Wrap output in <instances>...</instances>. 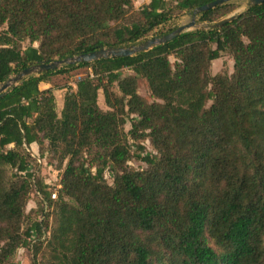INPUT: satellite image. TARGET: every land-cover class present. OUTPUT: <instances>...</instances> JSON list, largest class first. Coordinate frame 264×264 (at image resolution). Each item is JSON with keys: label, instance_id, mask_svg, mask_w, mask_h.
<instances>
[{"label": "trees", "instance_id": "obj_1", "mask_svg": "<svg viewBox=\"0 0 264 264\" xmlns=\"http://www.w3.org/2000/svg\"><path fill=\"white\" fill-rule=\"evenodd\" d=\"M212 1L151 0L136 10L133 0H0V84L39 61L138 43ZM236 8L228 2L200 20ZM223 52L235 72L213 75ZM79 67L92 72L59 113L41 83ZM140 76L154 102L139 93ZM147 139L157 154L135 155ZM34 143H47L62 170L57 200L36 182L56 208L46 264H264V3L135 56L31 76L0 97V264L42 231L40 221L23 230ZM135 156L148 167L131 168Z\"/></svg>", "mask_w": 264, "mask_h": 264}, {"label": "rangeland", "instance_id": "obj_2", "mask_svg": "<svg viewBox=\"0 0 264 264\" xmlns=\"http://www.w3.org/2000/svg\"><path fill=\"white\" fill-rule=\"evenodd\" d=\"M150 1L151 0H133L136 10H141ZM249 1L250 0L230 1L229 3H233L235 6H237V8L222 19L230 17L234 14L239 15L245 12L249 7ZM192 18L193 10H185L183 12H180L172 20L159 26L156 30L150 33L149 36L142 39L138 43L154 37H162L163 35L175 30L177 27L190 23L192 21ZM215 23L201 21L200 15H198L196 25L193 26L190 31H195L199 29H209L210 26H213ZM28 44V42L25 43V46H27ZM35 45L39 46V43H36ZM171 61L175 63L177 61V58L171 56ZM91 72L92 70L87 67L70 69L66 72L57 73L50 76L45 82L41 83V87L42 89H53L57 99L58 111L59 113H61L67 92L69 90H75L76 82ZM234 72L235 60L233 55L228 52H223L222 56L219 59L214 60L212 62L211 73L213 75L225 73L232 75ZM130 74H134L133 71L129 69L124 70V75ZM115 90L119 92L117 86L115 87ZM139 93L143 97H145L149 102H154L156 100V98L152 95L147 80L141 76L139 77ZM212 103V101H209L208 106H211ZM99 105L102 109L109 110V106L106 104L105 101L103 90H101L99 93ZM132 117L136 116L133 115ZM130 129L131 123L128 122L126 125V130L129 131ZM140 143L141 145H143L144 148L140 152L137 146H133V152L135 155H137L138 153H141L143 156L157 154V150L151 144L149 139L143 140ZM47 145L48 144L46 143L41 148L40 145L36 143L34 145L29 146V148H27L26 150L29 154V171L34 173V177L32 179L34 182V190L27 205L26 218L23 224V230H26L28 227H30L33 222L40 221L43 222L42 231L40 233L33 231L32 236L29 238V245L26 247H20L17 250L16 254L9 261H7L6 264H34V261H36L37 264H46L48 260L47 256L50 251L48 248V242L52 236V229L54 227V210H56V208L54 205L55 202H51L45 198L43 192L40 191L39 186L38 184H36V182L38 181V179L43 180L44 183L47 185V190L51 192H56L59 198L62 170H60L59 168L58 158L55 157V155L49 150ZM12 147L14 146H9V148ZM129 165L135 170H142L148 167V165L144 161H142L136 156L129 162ZM7 171L8 175H11L12 172H17L13 168L7 169ZM93 172H95V169H93ZM106 178L110 184H113V173L107 171ZM39 248L41 249L39 250L37 260H35V252Z\"/></svg>", "mask_w": 264, "mask_h": 264}, {"label": "water", "instance_id": "obj_3", "mask_svg": "<svg viewBox=\"0 0 264 264\" xmlns=\"http://www.w3.org/2000/svg\"><path fill=\"white\" fill-rule=\"evenodd\" d=\"M232 0H214L210 3L199 6L193 11L192 21L188 24L181 25L175 30L163 35L162 37H154L147 39L140 43L131 44L129 46L121 47H100L91 52L81 53L78 55L68 56L65 58H57L51 61H39L28 67L22 69L20 72L11 76L7 81L0 84V97L6 95L12 89L21 85L26 79L31 76H38L49 71H56L67 65H74L79 63H92L101 59H111L118 57H131L142 52H147L153 48L164 45L173 41L185 32H189L190 29L196 25L197 16L203 12L214 9L220 5L228 3ZM264 3V0H250L248 5L254 6ZM238 15H232L225 19L216 22L213 27H221L224 24L233 21Z\"/></svg>", "mask_w": 264, "mask_h": 264}, {"label": "built area", "instance_id": "obj_4", "mask_svg": "<svg viewBox=\"0 0 264 264\" xmlns=\"http://www.w3.org/2000/svg\"><path fill=\"white\" fill-rule=\"evenodd\" d=\"M52 198L53 200H56L58 198V194L56 192H52Z\"/></svg>", "mask_w": 264, "mask_h": 264}, {"label": "crops", "instance_id": "obj_5", "mask_svg": "<svg viewBox=\"0 0 264 264\" xmlns=\"http://www.w3.org/2000/svg\"><path fill=\"white\" fill-rule=\"evenodd\" d=\"M42 88V87H41ZM63 106H64V104H63ZM63 106H62V109H63ZM34 144H36V143H34ZM34 144H32V145H34Z\"/></svg>", "mask_w": 264, "mask_h": 264}]
</instances>
